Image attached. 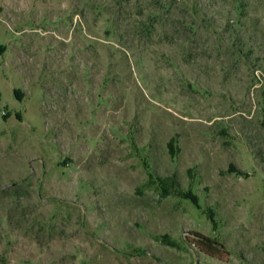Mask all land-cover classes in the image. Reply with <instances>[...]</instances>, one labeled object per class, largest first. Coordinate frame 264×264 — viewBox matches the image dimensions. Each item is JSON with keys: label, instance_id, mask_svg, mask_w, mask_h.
Wrapping results in <instances>:
<instances>
[{"label": "rangeland", "instance_id": "rangeland-1", "mask_svg": "<svg viewBox=\"0 0 264 264\" xmlns=\"http://www.w3.org/2000/svg\"><path fill=\"white\" fill-rule=\"evenodd\" d=\"M0 264H264V0H0Z\"/></svg>", "mask_w": 264, "mask_h": 264}, {"label": "trees", "instance_id": "trees-1", "mask_svg": "<svg viewBox=\"0 0 264 264\" xmlns=\"http://www.w3.org/2000/svg\"><path fill=\"white\" fill-rule=\"evenodd\" d=\"M169 150L172 155L177 151L176 139L173 137L168 142ZM196 233V243L198 247L212 256H221L224 253H227L226 247L219 240L212 238L208 235H205L201 232Z\"/></svg>", "mask_w": 264, "mask_h": 264}]
</instances>
